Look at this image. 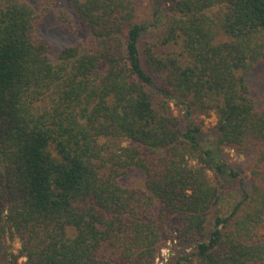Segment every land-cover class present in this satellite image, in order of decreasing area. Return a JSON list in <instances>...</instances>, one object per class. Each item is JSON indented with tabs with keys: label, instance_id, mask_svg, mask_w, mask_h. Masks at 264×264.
I'll list each match as a JSON object with an SVG mask.
<instances>
[{
	"label": "trees",
	"instance_id": "1",
	"mask_svg": "<svg viewBox=\"0 0 264 264\" xmlns=\"http://www.w3.org/2000/svg\"><path fill=\"white\" fill-rule=\"evenodd\" d=\"M53 1L91 43L55 62L48 13L0 0V264H157L168 239L166 264H264V0H166L151 44L132 0Z\"/></svg>",
	"mask_w": 264,
	"mask_h": 264
},
{
	"label": "rangeland",
	"instance_id": "2",
	"mask_svg": "<svg viewBox=\"0 0 264 264\" xmlns=\"http://www.w3.org/2000/svg\"><path fill=\"white\" fill-rule=\"evenodd\" d=\"M37 10H44L48 13L40 29V36L51 45L52 59L54 62L59 58L61 52L66 48L77 47L87 49L91 47L90 35L82 28L76 20L71 18L65 11L63 3H55L53 0H29ZM136 9V20L149 26V31L143 40L144 44L153 43L156 38L163 32L164 26L168 20V4L166 0H132ZM64 13V14H63ZM216 21V20H215ZM217 25V21L216 24ZM221 39H226L221 35ZM248 83L254 98L258 101L264 98V62L259 63L254 74L249 78ZM176 115H184L186 110L183 106L172 105ZM195 120L201 125L204 133L210 138L213 137L214 128L217 124V118L212 113L209 116H196ZM0 130L4 131V126L0 124ZM127 145V144H125ZM225 161L240 170L242 177H251V168L253 160L251 157L240 155L232 148H225L223 151ZM210 177L214 181V175L210 172ZM121 184L130 191L145 190L146 175L143 171H131L121 178ZM236 195V192L231 191ZM228 202V199L225 203ZM11 250L20 254L21 244L19 240H8ZM176 245L167 240L166 246L160 250L157 264H166L172 261L176 252ZM21 261H25L22 259Z\"/></svg>",
	"mask_w": 264,
	"mask_h": 264
}]
</instances>
